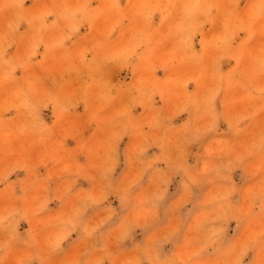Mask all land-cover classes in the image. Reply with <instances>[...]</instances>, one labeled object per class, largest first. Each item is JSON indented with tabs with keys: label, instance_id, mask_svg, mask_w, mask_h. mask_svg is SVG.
Wrapping results in <instances>:
<instances>
[{
	"label": "clouds",
	"instance_id": "1",
	"mask_svg": "<svg viewBox=\"0 0 264 264\" xmlns=\"http://www.w3.org/2000/svg\"><path fill=\"white\" fill-rule=\"evenodd\" d=\"M0 264H264V0H0Z\"/></svg>",
	"mask_w": 264,
	"mask_h": 264
}]
</instances>
